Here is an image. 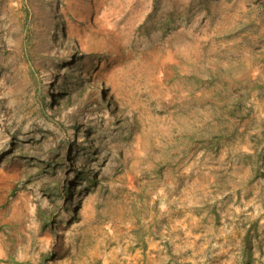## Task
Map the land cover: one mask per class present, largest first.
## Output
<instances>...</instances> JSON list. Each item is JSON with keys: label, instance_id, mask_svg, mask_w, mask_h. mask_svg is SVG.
<instances>
[{"label": "rangeland", "instance_id": "obj_1", "mask_svg": "<svg viewBox=\"0 0 264 264\" xmlns=\"http://www.w3.org/2000/svg\"><path fill=\"white\" fill-rule=\"evenodd\" d=\"M0 264H264V0H0Z\"/></svg>", "mask_w": 264, "mask_h": 264}, {"label": "trees", "instance_id": "obj_2", "mask_svg": "<svg viewBox=\"0 0 264 264\" xmlns=\"http://www.w3.org/2000/svg\"><path fill=\"white\" fill-rule=\"evenodd\" d=\"M244 243L246 244V247H249V245H250V236H249V235H247V236L245 237V239H244Z\"/></svg>", "mask_w": 264, "mask_h": 264}]
</instances>
